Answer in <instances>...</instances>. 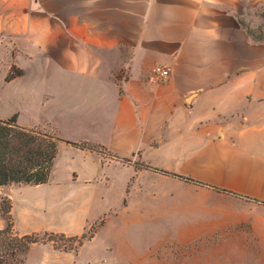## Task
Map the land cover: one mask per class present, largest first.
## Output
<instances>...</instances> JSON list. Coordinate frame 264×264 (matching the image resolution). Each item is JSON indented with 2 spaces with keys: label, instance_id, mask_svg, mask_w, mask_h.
<instances>
[{
  "label": "crops",
  "instance_id": "1",
  "mask_svg": "<svg viewBox=\"0 0 264 264\" xmlns=\"http://www.w3.org/2000/svg\"><path fill=\"white\" fill-rule=\"evenodd\" d=\"M257 23L264 0H0L4 82L59 101L61 138L103 147L63 141L47 183L0 186L30 227L20 234L77 236L114 211L96 237L115 222L182 245L235 233L264 264ZM13 67L23 74L7 81Z\"/></svg>",
  "mask_w": 264,
  "mask_h": 264
},
{
  "label": "rangeland",
  "instance_id": "2",
  "mask_svg": "<svg viewBox=\"0 0 264 264\" xmlns=\"http://www.w3.org/2000/svg\"><path fill=\"white\" fill-rule=\"evenodd\" d=\"M261 23L253 28L262 31L264 24ZM4 76L0 66V117L8 118L19 113L20 124L26 127L50 131L60 137L68 133L69 121L59 101L51 102L40 97V90L33 92L35 100L24 101L17 97V88L4 82ZM3 191L4 188H0V196H4ZM19 201L18 198L17 204ZM123 204L127 205L128 201ZM116 213L112 211L92 223L86 231L93 232L94 237L82 246L72 240L34 244L26 264H259L257 251L251 244L244 249L242 239H238L235 233L182 245L166 235L145 234L135 226L115 222L96 237L107 219ZM13 217L18 233L30 228L20 218L18 207ZM4 225L5 220L0 214V228Z\"/></svg>",
  "mask_w": 264,
  "mask_h": 264
},
{
  "label": "trees",
  "instance_id": "3",
  "mask_svg": "<svg viewBox=\"0 0 264 264\" xmlns=\"http://www.w3.org/2000/svg\"><path fill=\"white\" fill-rule=\"evenodd\" d=\"M21 74H23L21 69L13 67L6 80L9 81ZM63 141L82 149L98 152L103 150L100 145L87 142L78 143L63 139L50 131L22 126L18 122L17 114L8 118H0V186L47 183L59 153L60 143ZM141 166L194 181L189 177L154 168L145 163ZM12 209L11 198L0 196V214L5 220V225L0 228V264H26L32 246L39 242L72 240L82 246L86 240L94 237L93 232L88 233L87 231L80 236H67L64 233L53 231L20 234L15 231Z\"/></svg>",
  "mask_w": 264,
  "mask_h": 264
},
{
  "label": "built area",
  "instance_id": "4",
  "mask_svg": "<svg viewBox=\"0 0 264 264\" xmlns=\"http://www.w3.org/2000/svg\"><path fill=\"white\" fill-rule=\"evenodd\" d=\"M154 73L159 81H165L170 76V71L166 67L160 65L154 68Z\"/></svg>",
  "mask_w": 264,
  "mask_h": 264
}]
</instances>
